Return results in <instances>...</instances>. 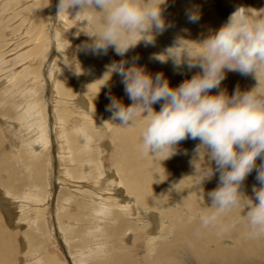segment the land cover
Listing matches in <instances>:
<instances>
[{
  "label": "bare ground",
  "instance_id": "1",
  "mask_svg": "<svg viewBox=\"0 0 264 264\" xmlns=\"http://www.w3.org/2000/svg\"><path fill=\"white\" fill-rule=\"evenodd\" d=\"M56 3L0 0V122L4 121L0 127L15 131L22 149L13 154L0 128V198L13 207L10 217L14 227L26 228L21 235L23 262L264 264V238L251 237L243 224L222 235L200 227L199 216L209 203L206 193L217 187L218 174L203 183V199L189 163L198 141H180L176 154L159 162L139 150L140 126L125 129L117 126L119 121L111 120L112 114L106 110L109 94L126 106L131 103L121 78L113 75L103 86V81L96 82L106 71V65L102 69L97 64L104 54L79 50L83 42L74 45L82 34H76V27L86 17L57 16ZM193 6L200 12L195 23L186 16ZM241 7L259 14L264 0H166L162 5L165 28L155 34L153 43L141 42L147 52L130 49L126 60L136 58L134 62L148 73L161 72L176 87L190 77L183 71L192 76L199 69L187 70L184 65L175 67L171 59L160 60L176 46L163 33L175 27L172 34L195 48L192 42L202 41ZM22 34L23 44L12 39ZM106 61L112 63V58L107 56ZM257 84L252 75L227 72L221 88L231 95L235 86L246 91ZM112 87L123 91L114 94ZM259 90L264 91V76ZM160 104L152 107L159 111ZM107 158L112 159L111 167ZM52 181L58 182L61 190L57 198ZM253 185L258 182L248 176L241 191L251 197ZM85 229L84 237H79ZM6 230L0 215V264H17L16 236ZM129 237L134 247L141 242V260H126L131 252L116 249L113 253L115 246ZM51 240L63 242L68 256L65 262L51 252ZM110 245L114 256L109 261V256L102 255Z\"/></svg>",
  "mask_w": 264,
  "mask_h": 264
},
{
  "label": "clouds",
  "instance_id": "2",
  "mask_svg": "<svg viewBox=\"0 0 264 264\" xmlns=\"http://www.w3.org/2000/svg\"><path fill=\"white\" fill-rule=\"evenodd\" d=\"M165 3L57 0L56 10L57 16L67 14L73 20L86 17L76 27L77 35L88 37L79 50L106 54L111 47L123 57L141 42L153 43L155 34L165 28ZM186 16L197 22L199 9L193 6ZM181 41L167 50L165 59L156 58L198 72L172 87L163 73H148L134 62L136 58L114 61L96 82L103 81V86L118 75L131 103L126 106L109 94L106 110L121 128L140 126L139 150L159 162L175 155L180 141H198L189 163L203 199V183L218 174L217 187L206 193L209 203L199 216L200 227L222 235L243 224L251 237L264 238V91L259 90L264 76V10L257 14L236 8L218 29L192 42L195 48ZM227 72L252 75L258 84L246 91L237 87L229 95L221 88ZM213 89L219 90L213 94ZM157 102H161L159 111L152 107ZM254 169L258 186H252L249 197L241 188Z\"/></svg>",
  "mask_w": 264,
  "mask_h": 264
},
{
  "label": "rangeland",
  "instance_id": "3",
  "mask_svg": "<svg viewBox=\"0 0 264 264\" xmlns=\"http://www.w3.org/2000/svg\"><path fill=\"white\" fill-rule=\"evenodd\" d=\"M215 8V7H214ZM16 14V10H14V15ZM14 17V16H13ZM13 17H11V19H13ZM14 27H12V29H13ZM174 29H175V27H171V29L170 30H168L167 32H166V34H165V32L163 33L164 35H165V37L166 38H170L171 40H172V43L173 44H177V41H179L180 39H179V37L176 35V34H172L173 32H174ZM21 32H23L22 30H21ZM15 33V35L16 34H18V33H20L19 31L16 33V32H14ZM8 36L7 37H9V39L11 38L10 37V34H7ZM23 35V36H22ZM22 35H20L19 37H17V36H13V38L12 39H16V40H18L19 42H20V44H23V39H24V34H22ZM22 36V37H21ZM88 37L86 36V35H84L83 33L80 35V37L78 38V41L74 44V45H76V44H79V42L81 43V42H84L86 39H87ZM181 43L182 44H184L182 41H181ZM0 45H1V42H0ZM184 46L185 47H188L187 45H185L184 44ZM18 47V46H17ZM16 47V48H17ZM136 49H140V51H146L147 52V50L141 45V43L140 44H138L136 47H135ZM9 49V48H8ZM7 48H6V50H8ZM102 54H104V60H103V56H99L98 58L100 59L98 62H97V64H99V65H101V67H103L102 69H105V65H108V64H111V62H109V61H106L105 62V59H106V57L107 56H110L111 58H112V62H114V61H117L118 59H119V61L120 60H122V59H125L126 60V56L124 55L123 57H121V56H118V55H116L114 52H113V50L112 49H108L107 50V53L105 54V53H102ZM118 57V58H117ZM116 59V60H115ZM104 61V62H103ZM35 63H36V61L35 60H33V62H32V66L33 65H35ZM72 64L73 65H75L76 63L75 62H72ZM10 66H12V63L8 66V67H10ZM127 66V65H126ZM94 67V66H93ZM72 70L74 71V66H72ZM93 69H96V67H94ZM187 70H189L188 68H186ZM183 74L184 75H187V76H190L189 78H191V75L190 74H188L186 71H183ZM115 75V74H114ZM238 82H241L242 81V79H239V80H237ZM237 83H235V85H236ZM248 85V84H247ZM246 85V86H247ZM239 87V86H238ZM235 88H237V86H235ZM234 88V89H235ZM239 89L241 90V87H239ZM247 90H249V89H247ZM123 90L122 89H114L113 87L111 88V92L112 93H121ZM230 92H232V89H230ZM3 120L1 119V122H2ZM0 122V123H1ZM4 122V121H3ZM3 126H5V125H3ZM1 128V127H0ZM6 128V129H5ZM1 129H3V133H1L2 134V136L4 137L3 139H4V142H5V144H6V146H7V148H9L11 151H13V154H15L16 155V153H15V151L16 152H20L22 149H20V144H19V141H17L18 140V136L16 135V133H15V131H13L12 129H11V131H10V129L8 128V127H2ZM8 130L10 131V132H8ZM0 132H1V130H0ZM15 133V134H14ZM13 135H14V137H13ZM17 137H16V136ZM11 145V146H10ZM109 158V157H108ZM107 158V160L105 161L106 162V164L109 166V167H111V165H112V159H108ZM260 163V159L258 158V162H257V164H259ZM255 175H256V171H255V169L248 175L251 179L252 178H254L255 177ZM52 183V184H51ZM50 184H51V186H52V189L54 190V195H56V198H57V196L60 194L59 192L61 191L60 190V187L58 186V182H56V181H52V182H50ZM55 187H56V189H55ZM57 191V192H56ZM60 196V195H59ZM0 202H1V204L2 205H0V206H2V207H0V215L2 216V219H3V222H4V225H5V228L7 229L6 230V232H8L9 234H11V235H14V236H16L15 238H16V244H15V249L17 248V256H16V258L14 259V261H16V263L17 264H25V262H23V254H24V252L23 251H25V246H24V242H23V240H22V238H21V235L22 234H24V232H25V230H26V228L24 227V226H20L21 227V230H17V228L16 227H14V224H12V219H11V217H10V212H11V208H13V207H11V205H9V207L7 206V205H5V204H3V202H2V200H1V198H0ZM54 204H55V202H54ZM3 205H4V207H3ZM86 231H87V229H85L82 233H80L79 234V237H84V235H85V233H86ZM18 234V233H20V236H19V234H18V236L17 235H15V234ZM61 240H62V238H61ZM125 242L123 243V242H120L118 245H116L115 246V248H114V250L116 251V252H113L114 250H112V248H111V245L108 247V248H104L105 249V251H107V253L106 252H104L103 253V255L102 256H105V258L107 257V256H109L107 259H109V261L110 260H112V256H114V254L115 253H117V250H118V252L120 253L121 251L122 252H126V253H124V254H128L129 252H131L130 254H128V255H130L131 257L130 258H128V257H126V260L128 259V260H137V259H140V258H138L140 255H139V253L141 252V250L143 249L142 248V246H141V242L138 244V246H133L134 244H131L132 242H133V240H132V238L130 239V237L128 238V239H126V240H124ZM226 242V241H225ZM57 243H58V246H57ZM55 242V241H52L51 240V243L49 244V246L51 247V252H54V253H56V254H58V256H61L60 257V259H62V262L64 261L65 262V258L64 257H68V256H66L67 254H65V253H67V251L64 249V245H63V242L61 241L60 243L59 242ZM85 243V245L84 246H87L88 245V243L87 242H84ZM87 243V244H86ZM225 245H231L230 244V242L228 241V242H226L225 243ZM126 246V247H125ZM124 247V248H123ZM60 248V249H59ZM56 249V250H55ZM117 249V250H116ZM120 249V250H119ZM125 249V250H124ZM112 250V251H111ZM60 251H62V253L61 254H59V252ZM111 251V252H110ZM108 252H109V254H108ZM114 254H113V253ZM121 252V253H122ZM110 253H112L111 255H110ZM20 254V255H19ZM64 254V255H63ZM107 255V256H106ZM17 259H18V261H17ZM244 259H246V258H244ZM141 260V259H140ZM143 261L141 260L140 262H138V264H141Z\"/></svg>",
  "mask_w": 264,
  "mask_h": 264
}]
</instances>
